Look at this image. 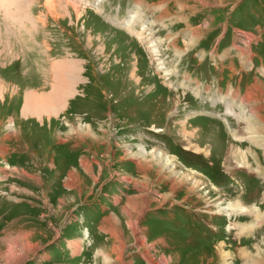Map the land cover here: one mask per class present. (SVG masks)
Segmentation results:
<instances>
[{"label":"rangeland","instance_id":"obj_1","mask_svg":"<svg viewBox=\"0 0 264 264\" xmlns=\"http://www.w3.org/2000/svg\"><path fill=\"white\" fill-rule=\"evenodd\" d=\"M21 2L0 0V264H264V0Z\"/></svg>","mask_w":264,"mask_h":264},{"label":"bare ground","instance_id":"obj_2","mask_svg":"<svg viewBox=\"0 0 264 264\" xmlns=\"http://www.w3.org/2000/svg\"><path fill=\"white\" fill-rule=\"evenodd\" d=\"M19 2H21L20 0H19ZM28 5V3H27V0H25L23 3L21 2V6L24 8L25 6H27ZM23 18H25L26 16H22ZM61 63H58L56 66H55V69H56V73H55V81H54V87H53V90L51 91V92H49L48 93V95L44 98L46 101L48 100L49 102H48V105L49 106H52L53 105V103H60L61 105H64V100H63V98H66L68 95H70L71 94V91L72 90H70L69 91V89L68 88H70L69 87V83L70 82H72V83H74L75 81H76V78H75V73H74V70H73V68H72V66L70 67L69 65H68V63L66 62V63H64V67H65V65L67 66V71H66V75H67V77L65 76V77H62L61 79H60V70H61V66L62 65H60ZM63 67V68H64ZM56 95H58V96H56ZM60 96V97H59ZM251 97V95L250 94H248L247 95V97H245L244 99H243V104L246 102V103H248L251 99H249V98ZM254 116V115H253ZM238 117V116H237ZM239 118V117H238ZM262 121V120H261ZM77 246H78V244H77ZM76 246V249L78 248Z\"/></svg>","mask_w":264,"mask_h":264},{"label":"crops","instance_id":"obj_3","mask_svg":"<svg viewBox=\"0 0 264 264\" xmlns=\"http://www.w3.org/2000/svg\"><path fill=\"white\" fill-rule=\"evenodd\" d=\"M32 91H34V90H32ZM103 218V217H102ZM99 219L97 222H95V223H91L92 224V227H93V229L97 232V231H99L101 228H102V226L104 227V225H103V219ZM104 231V230H103ZM72 252H73V250H72ZM78 253L79 252H77V254L76 253H74V255L73 256H76V255H78ZM72 256V257H73Z\"/></svg>","mask_w":264,"mask_h":264}]
</instances>
